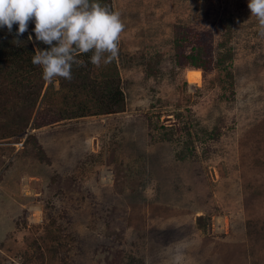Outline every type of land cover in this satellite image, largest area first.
Here are the masks:
<instances>
[{
	"label": "rangeland",
	"instance_id": "rangeland-1",
	"mask_svg": "<svg viewBox=\"0 0 264 264\" xmlns=\"http://www.w3.org/2000/svg\"><path fill=\"white\" fill-rule=\"evenodd\" d=\"M111 2L126 108L0 139V264H264V36L248 0ZM175 25L228 50L225 68L176 65Z\"/></svg>",
	"mask_w": 264,
	"mask_h": 264
},
{
	"label": "trees",
	"instance_id": "trees-1",
	"mask_svg": "<svg viewBox=\"0 0 264 264\" xmlns=\"http://www.w3.org/2000/svg\"><path fill=\"white\" fill-rule=\"evenodd\" d=\"M113 11L111 0H93ZM18 23H14L11 32L0 27V139L16 136L25 131L33 118V129L64 119L89 115L113 114L126 108L124 93L120 87L115 59L107 65L96 67L91 63L92 53L80 54L84 66L73 65L72 79L57 77L52 82L43 79L42 68L32 63L37 48L45 50L50 46L35 38V21L28 23L22 35H17ZM29 35L32 40H29ZM193 38L190 39L189 38ZM19 40V46L14 43ZM174 60L181 67L197 68L204 71L212 67L225 68L231 53L220 51L215 57L208 50L203 32L190 33L181 25H175ZM192 43L187 52L185 47ZM148 70L151 64H147ZM151 71V69H150ZM227 75L232 77L230 72ZM59 87L55 90L54 82ZM52 94H59L60 100L53 106L49 103ZM45 102L43 117L36 120L33 112L35 105ZM30 138L34 135H28ZM35 140V139H34ZM204 216H197L202 220Z\"/></svg>",
	"mask_w": 264,
	"mask_h": 264
},
{
	"label": "clouds",
	"instance_id": "clouds-1",
	"mask_svg": "<svg viewBox=\"0 0 264 264\" xmlns=\"http://www.w3.org/2000/svg\"><path fill=\"white\" fill-rule=\"evenodd\" d=\"M248 8L264 36V0H248ZM31 20L35 21L36 40L50 46L37 48L32 57L48 82L57 77L71 80L73 65L84 66L85 62L77 59L80 54L91 52L96 67L110 64L118 56L125 29L119 12L93 0H0V27L11 32L18 23L19 36ZM13 42L20 44L19 40Z\"/></svg>",
	"mask_w": 264,
	"mask_h": 264
}]
</instances>
